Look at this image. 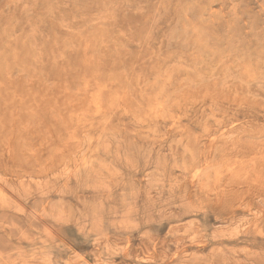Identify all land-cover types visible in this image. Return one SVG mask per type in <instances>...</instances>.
I'll return each mask as SVG.
<instances>
[{
	"label": "rangeland",
	"instance_id": "rangeland-1",
	"mask_svg": "<svg viewBox=\"0 0 264 264\" xmlns=\"http://www.w3.org/2000/svg\"><path fill=\"white\" fill-rule=\"evenodd\" d=\"M0 264H264V0H0Z\"/></svg>",
	"mask_w": 264,
	"mask_h": 264
},
{
	"label": "bare ground",
	"instance_id": "bare-ground-1",
	"mask_svg": "<svg viewBox=\"0 0 264 264\" xmlns=\"http://www.w3.org/2000/svg\"><path fill=\"white\" fill-rule=\"evenodd\" d=\"M213 2H214V1H213ZM219 2H220V1H219ZM79 3H80V2H79ZM190 3H191V2H190ZM209 3H210V2H209ZM197 4H198V3H197ZM190 5L192 6V3H191ZM164 8H165V7H164ZM186 8L188 9V7H186ZM201 9H202V8H201ZM203 10H204V9H203ZM205 13H206V11H205ZM220 15H221V14H220ZM202 16H203V14H202ZM185 17H187V16L185 15ZM201 23H202V22H201ZM207 24H208V23H207ZM215 29H216V28H215ZM199 35H200V34H199ZM201 36H202V35H201ZM219 38H220V37H219ZM200 40H201V39H200ZM204 40H205V39H204ZM204 42H206V40H205ZM203 44H204V43H203ZM23 47H24V46H23ZM187 47H188V46H187ZM190 47H193V45H192V46L190 45ZM211 47H213V46H211ZM195 51H196V50H195ZM223 54H224V53H223ZM140 57H141V56H140ZM187 69H188V68H187ZM191 72H192V71H191ZM13 77H14V76H13ZM186 77H187V76H186ZM189 78H190V77H189ZM123 80H124V79H123ZM198 80H199V79H198ZM13 81H14V80H13ZM201 85H202V84H201ZM123 98H124V97H123ZM156 99H157V98H156ZM158 107H159V106H158ZM153 110H154V109H153ZM158 112H159V110H158ZM207 114H208V113H207ZM157 115H158V114H157ZM9 144H10V143H9ZM10 145H11V144H10ZM206 146H207V145H206ZM208 148H209V147H208ZM12 150H13V149H12ZM11 152H14V151H11ZM11 154H12V153H11ZM12 157H13V154H12ZM254 160H255V159H254ZM256 165H257V164H256ZM234 179H235V177H234ZM236 180H237V179H236ZM229 181H230V180H229ZM233 181H234V180H233ZM239 182H240V181H239ZM231 183H232V180H231ZM231 183H230V184H231ZM235 183H236V182H235ZM235 183H234V184H235ZM237 183H238V182H237ZM230 184H229V185H230ZM232 184H233V183H232ZM234 184H233V185H234ZM244 184H245V183H244ZM238 185H239V184H238ZM240 185H241V183H240ZM240 185H239V186H240ZM260 201H261V200H260ZM254 214H255V213H254ZM191 224H192V223H191ZM181 225H182V224H181ZM226 250H227V249H226ZM228 250H229V249H228ZM231 252H232V251H231ZM236 256H237V255H236ZM237 258H238V257H237ZM97 259H98V258H97Z\"/></svg>",
	"mask_w": 264,
	"mask_h": 264
}]
</instances>
